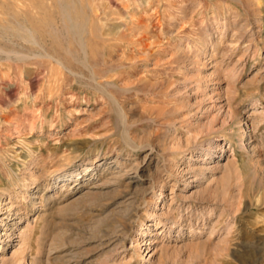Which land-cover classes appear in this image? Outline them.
<instances>
[{
  "label": "rangeland",
  "instance_id": "1",
  "mask_svg": "<svg viewBox=\"0 0 264 264\" xmlns=\"http://www.w3.org/2000/svg\"><path fill=\"white\" fill-rule=\"evenodd\" d=\"M9 16L33 38L0 36V264H264V0Z\"/></svg>",
  "mask_w": 264,
  "mask_h": 264
},
{
  "label": "bare ground",
  "instance_id": "2",
  "mask_svg": "<svg viewBox=\"0 0 264 264\" xmlns=\"http://www.w3.org/2000/svg\"><path fill=\"white\" fill-rule=\"evenodd\" d=\"M248 3V2H247ZM249 5V4H248ZM63 7V6H62ZM67 6L65 5L64 7H63V17L66 19V21H68V23H69V28L70 29H72V30H74L76 27H78L79 25H81L82 26V23H80V21H78L79 20V16H73L69 11H68V9L66 8ZM248 7V6H247ZM247 7H246V9H247ZM70 10V9H69ZM248 13H251V11H250V9H248V11H247ZM253 13V12H252ZM250 16V15H249ZM10 18V20L11 21H13L14 23H15V25L16 26H12V25H10V23L9 24H0V36H2V37H4L3 35L4 34H8V32L10 31V29H11V31L13 30V32H15L18 36H20V37H23V39H27L28 38V35H30V37H32V35L30 34V31H29V29L27 30L25 27H24V25L22 24V22L21 21H19L18 19H17V16H9ZM77 18H78V20H77ZM81 20V19H80ZM83 20V19H82ZM21 22V23H20ZM66 24V23H65ZM9 29V31H7ZM83 29V28H82ZM22 30H25L24 31V33H23V31ZM77 30V29H76ZM22 31V33H20ZM80 31V30H79ZM74 33H75V31H74ZM12 34H14V33H12ZM75 36L76 37H78L79 36V33H78V36H77V34L75 33ZM80 37V36H79ZM84 37V36H83ZM33 38V37H32ZM73 38H74V36H73ZM29 39H31V38H29ZM79 39V38H78ZM79 40H81V39H79ZM30 42V41H29ZM1 47V46H0ZM82 46H80V48H81ZM1 49V48H0ZM82 49V48H81ZM6 52V51H5ZM11 52H13V54L15 53V54H17L18 52L17 51H15V50H9V51H7L6 53L8 54V53H11ZM8 56V55H7ZM16 56V55H15ZM19 57V56H18ZM23 58V56H21V57H19V59H22ZM19 59H17V60H19ZM24 60V59H23ZM58 61V60H57ZM228 109V108H227ZM231 111H230V108L227 110V114H229ZM226 116V115H225ZM214 121H215V118H212L211 120H209L206 124H203L202 126L204 127V128H206L207 130H210V129H212L213 127H214ZM224 122V121H223ZM200 125V124H199ZM245 131H241V134H240V136H239V140H240V143H241V145H240V147L242 148V149H244V148H246V144H245V142H244V137H245ZM73 173L71 172V173H68V174H64L63 176L65 177V176H70V175H72ZM77 174V173H76ZM61 178H63V177H61ZM64 180V179H63ZM1 208L2 207H0V210H1ZM20 261H21V258L20 257H17V259H15V262H16V264L18 263H20Z\"/></svg>",
  "mask_w": 264,
  "mask_h": 264
}]
</instances>
